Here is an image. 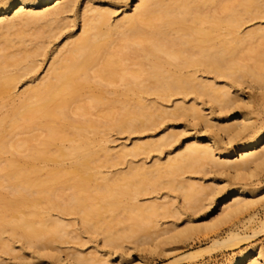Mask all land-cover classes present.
<instances>
[{
  "label": "bare ground",
  "instance_id": "6f19581e",
  "mask_svg": "<svg viewBox=\"0 0 264 264\" xmlns=\"http://www.w3.org/2000/svg\"><path fill=\"white\" fill-rule=\"evenodd\" d=\"M111 1L110 8L86 1L80 13V33L69 35L54 50L43 75H34L28 79L30 84L17 92L19 81L40 65L38 57L44 55L48 42L44 38L56 34L61 16L73 11L78 0H0V155L21 150L29 160L53 165L43 176L34 165L8 170L16 166L13 160L0 161V180L6 191L2 204L10 210L0 214L3 252L14 251L11 241L3 236L8 232L28 247L39 246L47 256L55 255L60 264H97L92 257L76 251L61 254L56 245L58 239L70 233V223L64 221V216L77 214L84 228L92 231L93 219L106 210L123 214L119 221L125 225L120 230H113L111 224L103 229L102 239L107 244L118 246V239L129 237H143L155 244L175 238L182 231L175 225L162 227L164 222H159L171 211H165L169 209L167 200L158 201L161 195L151 194L160 186L179 191L182 202L193 210L196 207L191 203L197 201H205L207 210L215 204L219 211L214 216L220 221L243 214L250 204L246 194L254 187L246 183L251 179L225 189L179 176L185 171H208L209 165L218 173L226 171L242 181L264 165V126H257L246 112L234 111L248 107L250 99L232 98L229 89L216 85L221 76L232 77L235 82L249 80L250 84L256 83V90L264 97V51H257L251 44L245 52L255 58V64L240 66L234 62L236 66L228 68L236 58L239 43L264 38V27L239 35L243 23L264 16V0ZM129 4V12L121 9L122 16L110 20L113 8ZM124 61L135 67L116 76ZM116 77L121 92L132 90L135 100L115 105L104 93L89 91L99 88L112 92L107 86L115 83ZM150 94L164 99L189 94L208 97L216 110L225 111L224 123L217 127L220 132L206 138L203 134L189 136L174 147L165 162L130 166L117 177L102 174L101 166L171 145L174 136L165 133L158 139L122 145L111 152L105 142H100L105 134L100 141L91 134L105 133L108 128L139 131L154 127L162 117L200 116L195 103L185 107L176 102L173 111H166L144 100ZM104 103L109 110L99 118L81 119L91 108ZM36 128H41L43 134L13 140L17 130ZM65 140L69 141L67 147L61 144ZM233 156L236 158L231 160ZM65 157L71 159L64 170L67 192L58 198V173L62 174L60 166ZM163 175L168 176L166 181H159ZM117 178L124 182L118 183ZM150 194L148 201H140V196ZM186 222H192L191 218ZM248 237L230 234L214 245H233ZM228 264H264V248L249 247Z\"/></svg>",
  "mask_w": 264,
  "mask_h": 264
},
{
  "label": "rangeland",
  "instance_id": "374dc122",
  "mask_svg": "<svg viewBox=\"0 0 264 264\" xmlns=\"http://www.w3.org/2000/svg\"><path fill=\"white\" fill-rule=\"evenodd\" d=\"M86 1L89 4L96 5L103 3V7L105 8H110L113 4L111 0H78V3L73 11L61 16L60 21L58 22L61 28L56 31V34L54 36L44 38V40L48 42L44 50V55L38 57L40 65L36 71L26 75L19 81L15 91H23L30 84L28 79H32L34 75H37L38 78L42 76L47 64L54 55V50L57 47H60L69 35H77L80 33V13ZM129 7L130 4L117 9L111 8L114 12L111 14L110 20L114 22L119 19L122 16L121 9H126V11L129 12ZM38 9L39 8L36 10ZM257 27H264V16L243 23L239 27V35ZM244 42H246V44H244ZM244 42H242L243 44L239 43L236 46L237 53L235 56L236 58L234 57L235 61L233 60V64L228 68H233L239 64L240 66L244 64H255V58L251 57L253 54L251 53V58H249L247 55L249 52H245L247 50L246 47L249 48L251 44V47H255L256 50L258 49L257 51H264V38L260 37L248 42L245 40ZM234 62H236V65ZM133 67L135 66L130 64L129 61H124V63H122V68L117 71L116 76L123 73L124 69ZM211 76L212 74L208 77L209 80H211ZM216 82L217 86L223 85L226 89H229L232 98L235 97L236 99L240 97L241 101H247L250 99L248 107L241 106L242 108L239 107L234 111L237 112V110H241L242 112H246L250 115V120L254 121L257 126H264V97H262L260 92H258L259 90H256L255 82H252L251 84L249 83V80L235 82V80H232V77L227 76H221ZM107 87L109 91L112 92L107 93L105 90L99 88H91L89 91H93L95 95L104 93L105 97L113 100L115 105H118V102L125 100L133 101L136 99V95L132 90L126 93L121 92V82L118 77H116L115 83L110 84ZM174 96L164 99L162 97H158L156 94H150L145 95L144 100L151 103H157V106L165 108L166 111H173L174 104L176 102H180L185 107L191 106L195 103V106L200 108L197 112L200 116L193 119L187 115H179L178 117H162V119L157 120L159 122L154 125V127L139 131H126L108 128L105 133L91 134V137L93 139L95 138L96 141H100V138L104 137L102 134H105V138L100 142H105V145L111 152L118 151L122 145L129 147L133 143H141L144 141L158 139L165 133H171L174 136L175 141L172 140L173 142L171 141V145H164L161 146L160 149H154L146 153L143 152L134 157L126 156L113 165L101 166L100 170L102 174H108L109 176L114 175L117 177L119 173L127 171L130 166L140 165L142 163H144L145 166H149L152 164L154 165L155 162H165L167 156H171L173 154L172 150L174 147L178 145L179 142L188 139L189 136L203 134V137L206 138L217 135V133L220 132L217 127L224 123L225 111L219 112L216 110L214 107L215 103L209 101L208 97L195 98L193 94H189L187 96ZM107 110H109V107L106 103L100 104L97 108H91L90 112L83 115L82 118H79L97 119L101 113ZM206 123H208V125L204 126ZM66 129L67 131L70 130L68 127ZM30 134L41 135L43 132L41 128L17 130L13 136V140L24 139ZM33 143L37 144V141L35 140ZM223 143L224 142L222 141V144ZM61 144L67 147L69 145V141L65 140L61 142ZM21 152L23 151L20 150V152H14V154L11 152L3 153L0 155V161L10 159L13 160L16 166H13L8 170L18 169L30 164L34 165L38 169L39 175L43 176L46 171L53 166L51 162L43 164L38 161L29 160L27 157L23 156ZM235 158L236 156H233L231 157V160ZM70 162L71 159L65 157L61 163L60 172H62V174L58 173V198L67 192L63 180L66 179L67 175L64 174V170L68 169ZM206 167L208 168V171H185L179 177H184L190 182H198L202 185H210L212 187L216 185L225 186V189L235 187L240 182L251 179V181H247L248 183H246V186H253L254 190L246 194V197L250 200V204L243 214L226 221H220V219H215L216 217L214 216L219 211L215 204H212V206L207 210V208H205L206 205H204L205 201H197L195 203H191L193 207H196V210H193L182 202L179 191L173 188L160 186L156 189L157 191L151 194L153 196L156 194L157 196L161 195L159 199H157L158 201L167 200L168 204H166V207L169 209L165 208V211L168 212L170 208L171 211L165 215L166 217L162 216L159 222H164L162 227H172V225H175V229L182 231L179 236L175 238L173 237L170 240H160V242L157 241L156 244L155 241L150 239L146 240L143 237L122 238L118 239L120 241L117 240L116 243L118 246H113L103 241V229H105L107 225L111 224L114 228H112L113 230H120L123 226H125L123 222L119 221V219H122L123 214H120L117 210L104 211L102 215L93 219L94 224L91 226L92 231L84 228L85 226L81 224L77 214H71L63 217L64 221L70 223L67 228L70 233L68 232L61 239H58V243L56 245L58 247L57 252L60 251L61 254H65L76 251L85 257H92V260H96L98 262L97 264H228L237 254L249 247L264 248V165L256 168L255 175L250 178L246 177V179L242 181L237 178H233L229 172L223 171L222 173H218L209 165ZM1 172L4 171L2 170ZM163 176L164 177H161L162 180L159 181H166L168 176ZM117 179L118 183L124 182L120 178ZM0 182V214H5L9 213L10 210H7V208L2 204V198L5 196L6 191L3 187V181L0 180ZM93 184L94 182H90L91 186ZM151 194L149 196H140V201H148L147 198L152 196ZM165 194L166 197L163 199ZM202 205H204V207ZM173 212L175 213L174 215ZM186 218H191L192 222H186ZM106 220L107 223L105 222ZM186 226L187 229L185 231L182 230L183 228L185 229ZM92 227L93 229L95 228V231ZM230 234H237V236L240 237H249L238 241L236 244L233 243V245L227 246L219 243L216 246L214 245L215 241H222V238L227 239ZM9 235L10 234L8 232L3 233V236L11 241L14 251L6 253L0 250V260L2 264H60L55 255L53 257H49L43 253L41 249H39V246L28 247L22 240H18L16 237ZM140 241H142V243H140ZM22 243L25 246L24 249L21 248ZM50 246L51 245H49V247L47 246V248L52 250L53 248H50ZM53 246L54 245H52V247ZM67 264H69V262Z\"/></svg>",
  "mask_w": 264,
  "mask_h": 264
}]
</instances>
